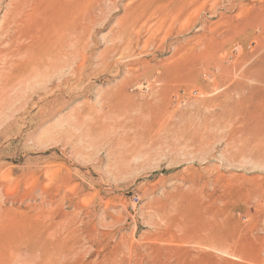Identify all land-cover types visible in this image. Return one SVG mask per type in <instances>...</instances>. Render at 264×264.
Instances as JSON below:
<instances>
[{
    "label": "rangeland",
    "instance_id": "1",
    "mask_svg": "<svg viewBox=\"0 0 264 264\" xmlns=\"http://www.w3.org/2000/svg\"><path fill=\"white\" fill-rule=\"evenodd\" d=\"M85 1L86 60H0V264H264V0Z\"/></svg>",
    "mask_w": 264,
    "mask_h": 264
},
{
    "label": "bare ground",
    "instance_id": "2",
    "mask_svg": "<svg viewBox=\"0 0 264 264\" xmlns=\"http://www.w3.org/2000/svg\"><path fill=\"white\" fill-rule=\"evenodd\" d=\"M15 1H17V0H15ZM30 1L31 0H29L28 3H30ZM17 2H18L17 5L16 6L14 5L15 6L14 9L12 8L13 11L10 12V15L9 16L7 15V17L4 19V21L2 20L0 32L2 31V34L4 36V40L2 41V45H5V47H3L0 50V60L8 62L9 59L11 60L13 58L18 57V58H16V59H18V61H14L13 64L10 63L11 64L10 67H13L12 69H14V72H15L16 76L18 77L17 79L18 80L20 79L21 83H20V81L19 82L17 81L19 84H22L23 82L26 81V84L23 83V84H25V86H24L25 89L27 87L26 85L29 82L32 83V85H34L33 84L34 82H31V80H32L31 77H30L31 80H29V81L27 80V79H30V78H28V76H31L29 74L33 73V72L35 73V71H38V69H40V72H42L41 69L44 65H45L44 71H47V74L42 75V73H41V75L43 76V78H46L51 73L52 74L53 73L58 74L60 71L63 70V68L65 66L66 67L68 65L71 66L72 65L71 63H73L74 60L75 61L79 60V58L86 60V55H87L86 50H88V44H90V43H88L90 41H88V39H87L88 33L90 34V5L87 3V1H85V0H33V1H31V4H28V5H31L30 6L31 9L29 7L30 10H27V11L24 8V7H27V6H24L27 3L26 0H18ZM140 4H138L139 7H137L138 5L137 6L135 5L136 8H135V6L133 7L135 9L134 11H132L131 8L129 9L132 11L134 18L137 17L136 19H138V17H139L138 20L144 18L146 15V13L141 10L142 4L141 5ZM99 8H101V7H99ZM158 8H159V6H158ZM161 8H162V6H161ZM165 8H167V6H165ZM194 8H196V7H194ZM140 11L142 13H140ZM128 14H129V12H128ZM92 16H93V13H92ZM125 18H127V17H125ZM127 20H128V18L126 19V21ZM184 20H186V19H184ZM94 21H95V19H94ZM129 21L132 23L131 19H129L128 22ZM134 22H136V21H134V19H133L132 26H133ZM93 24H96V23H93ZM121 24L122 25H120V26H122L123 28H128V27H124L125 24H126V26L130 25V24H127V22L124 24V26H123V23H121ZM137 24H138V22L136 23V27H137ZM117 30H119V29H117ZM120 31H122V29H120ZM126 32L127 31L124 30L123 33H126ZM128 32H130V31H128ZM123 33L121 36H124ZM126 34L124 37H121V41L129 42L132 40L133 34L131 32H130V34H132V35H129L128 33H126ZM118 36H120V35H118ZM120 44H122V42ZM129 45H131V43ZM124 47H122V50ZM116 48L120 49V47H116ZM110 53H111V51H110ZM106 54H108V53L106 52ZM108 55L110 56V54H108ZM64 56H67L68 59ZM62 57L66 58L67 60H62ZM83 61L84 60H82V62ZM11 62H12V60H11ZM2 64H3V62H2ZM4 65H6V67H7L6 63ZM4 70H5V66L2 70V72H5ZM73 73H74V71H73ZM4 75H6V74H4ZM37 75H40V73L36 74V76ZM10 76H12V75H10ZM10 76H9V78H10ZM9 78H7L6 80H8ZM37 78H38V76H37ZM33 79H34V77H33ZM38 80H39V78H38ZM41 80H42V78H41ZM13 82H14V79H13ZM13 82L10 81L9 83L12 85ZM44 82H46V81H44ZM3 85H4V82H3ZM5 85H6V88H8L7 84H5ZM46 85H47V83L45 85L43 83V86H46ZM14 86L17 87V84L13 83V88L15 89ZM9 87H11V86L9 85ZM34 87L35 86H33V88ZM4 88H5V86H4ZM47 89H49V87ZM6 90H8V89H6ZM10 93H12V92H10ZM21 93L22 92H20V94ZM10 96H12V95H10ZM5 97H7V96H5ZM4 104H5V102H4ZM4 104H1V105H4ZM10 254H12V253H10Z\"/></svg>",
    "mask_w": 264,
    "mask_h": 264
}]
</instances>
